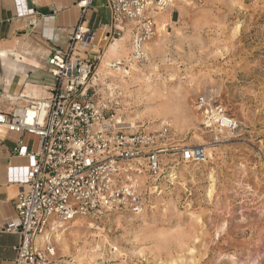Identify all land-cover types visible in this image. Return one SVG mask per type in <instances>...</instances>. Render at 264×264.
<instances>
[{
  "label": "rangeland",
  "instance_id": "374dc122",
  "mask_svg": "<svg viewBox=\"0 0 264 264\" xmlns=\"http://www.w3.org/2000/svg\"><path fill=\"white\" fill-rule=\"evenodd\" d=\"M187 1L166 7L143 59L128 39L117 55H105L114 41L87 53L100 57L95 101L120 126H167L175 146H205L207 160L143 176L138 215L69 223L56 245L67 264H264V0ZM199 96L219 102L237 132L211 144ZM160 100L168 114L153 111Z\"/></svg>",
  "mask_w": 264,
  "mask_h": 264
},
{
  "label": "built area",
  "instance_id": "2783aa9c",
  "mask_svg": "<svg viewBox=\"0 0 264 264\" xmlns=\"http://www.w3.org/2000/svg\"><path fill=\"white\" fill-rule=\"evenodd\" d=\"M93 1H78L82 14ZM104 2L110 23L102 27L98 43L127 34L134 58L143 59L157 13L172 0ZM93 37V32L77 25L69 34L68 49L55 50L47 60L53 79L49 98L30 101L8 114L0 112L1 131L38 139L36 151L28 150L21 139L14 149L18 156L32 158L33 164L28 188L16 200L15 217L0 226V231L19 238L13 264H67L57 256L56 245L69 223L138 215L144 206L143 176L156 181L168 161L203 164L207 160L204 146H175L167 126L156 130L123 128L106 105L95 101L96 61L100 57L82 58L76 53H87ZM196 109L202 113V126L210 133L211 144L239 129L238 121L217 101L199 96Z\"/></svg>",
  "mask_w": 264,
  "mask_h": 264
},
{
  "label": "crops",
  "instance_id": "0c3cea01",
  "mask_svg": "<svg viewBox=\"0 0 264 264\" xmlns=\"http://www.w3.org/2000/svg\"><path fill=\"white\" fill-rule=\"evenodd\" d=\"M78 1L0 0L1 113L50 97L53 79L47 60L55 50L68 49L69 34L77 25L94 33L93 47L99 44L102 27L110 23L105 2L94 0L82 14ZM76 53L82 58L96 57L90 52ZM19 139L28 150H37V138L0 130V226L15 217L16 200L28 188L33 159L14 153ZM18 240L16 234L0 231V264H13Z\"/></svg>",
  "mask_w": 264,
  "mask_h": 264
},
{
  "label": "bare ground",
  "instance_id": "6f19581e",
  "mask_svg": "<svg viewBox=\"0 0 264 264\" xmlns=\"http://www.w3.org/2000/svg\"><path fill=\"white\" fill-rule=\"evenodd\" d=\"M176 1L184 2V3H189L187 0H172V3H170L169 6H171L173 4V2H176ZM165 10H166V8L163 11H160V12L157 13V16H156V19H155V29H154V34H153V36H155V39H156V37H159V35H162V33H164V32H162V26L160 25V23L158 21L162 19L163 13H165V14L167 13V11H165ZM198 17H199V15H198ZM156 22H157V27H156ZM127 39H128V36H127V34H125L120 39L113 40L114 42L112 44H110L109 47H108V49H107V52L105 54L106 57L108 58V57H111L113 55H117L119 52L124 51V49H125V41H127ZM152 44H153V42H152ZM102 68H106V67L102 66ZM126 73L127 72H125V74ZM110 77L111 78H114L113 75H110ZM158 98L160 99V97H158ZM161 98H163V97H161ZM169 106L170 105H168L166 102H163L162 100H160V102L158 101L156 103L155 108H153V111L156 112V113H160V114H164L165 115V114H168L167 111H170L169 110V108H170ZM157 115H159V114H157ZM132 128H134V127H132ZM204 148H205V146H204ZM205 151H206V148H205ZM60 236L61 235H59L57 237V241H58V239H59Z\"/></svg>",
  "mask_w": 264,
  "mask_h": 264
},
{
  "label": "snow or ice",
  "instance_id": "6c2138e0",
  "mask_svg": "<svg viewBox=\"0 0 264 264\" xmlns=\"http://www.w3.org/2000/svg\"><path fill=\"white\" fill-rule=\"evenodd\" d=\"M18 2H19V0H18Z\"/></svg>",
  "mask_w": 264,
  "mask_h": 264
}]
</instances>
